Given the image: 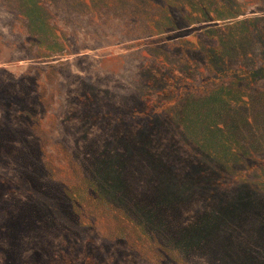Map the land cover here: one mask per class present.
Here are the masks:
<instances>
[{"label":"rangeland","instance_id":"374dc122","mask_svg":"<svg viewBox=\"0 0 264 264\" xmlns=\"http://www.w3.org/2000/svg\"><path fill=\"white\" fill-rule=\"evenodd\" d=\"M43 2L0 0V264H264V0Z\"/></svg>","mask_w":264,"mask_h":264},{"label":"trees","instance_id":"16d2710c","mask_svg":"<svg viewBox=\"0 0 264 264\" xmlns=\"http://www.w3.org/2000/svg\"><path fill=\"white\" fill-rule=\"evenodd\" d=\"M8 1L11 2L14 10L22 12L25 15L33 31L38 30L40 32H49V22L46 20L48 12L47 8L44 6L45 3L43 2L45 0Z\"/></svg>","mask_w":264,"mask_h":264}]
</instances>
